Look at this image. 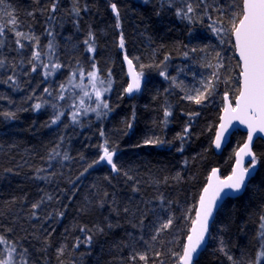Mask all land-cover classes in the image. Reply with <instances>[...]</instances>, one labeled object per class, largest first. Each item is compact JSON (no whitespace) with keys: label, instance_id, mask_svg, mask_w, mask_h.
Returning <instances> with one entry per match:
<instances>
[{"label":"trees","instance_id":"16d2710c","mask_svg":"<svg viewBox=\"0 0 264 264\" xmlns=\"http://www.w3.org/2000/svg\"><path fill=\"white\" fill-rule=\"evenodd\" d=\"M240 2L2 0L0 237L7 243L0 244V259L14 245L16 264L21 255L27 264H177L173 253L182 254L210 171L219 167L221 176H227L247 136L241 130L233 132L220 153L212 146L222 96L232 83L223 67L201 103L186 98L201 92L194 85L197 73L216 67L218 37L224 38L228 14L238 12ZM13 17L14 25L9 23ZM212 27L223 30L214 34ZM13 29L38 42L18 38ZM89 33L92 52L85 44ZM206 50L213 57L201 65ZM33 51L41 54L39 60L33 59ZM232 53L237 63L233 49ZM126 55L140 74L141 87L134 96L124 92ZM54 63L61 67L45 76L51 69L43 64ZM93 64L106 85L111 73V90L105 96L109 108H101L99 116L80 109L73 122L71 114L82 98L80 87L74 85L86 82ZM78 69L84 70L83 79ZM61 84L66 86L64 99H58ZM37 103L42 106L34 109ZM91 104V98L84 100V107ZM165 109L171 113L167 118ZM57 113L60 119L52 124ZM185 127L188 134L177 138ZM149 139L162 143L144 144ZM106 141L109 151L115 149L118 172L107 161L93 164L103 155L100 146ZM253 144L257 168L240 196L222 202L195 264H258L257 252L264 242V141ZM36 203L39 207L33 209ZM169 218L172 225L157 233Z\"/></svg>","mask_w":264,"mask_h":264},{"label":"snow or ice","instance_id":"6c2138e0","mask_svg":"<svg viewBox=\"0 0 264 264\" xmlns=\"http://www.w3.org/2000/svg\"><path fill=\"white\" fill-rule=\"evenodd\" d=\"M2 3V0H0ZM239 7V5H237ZM56 4L53 3L52 10L55 11ZM113 13L116 14V27H120L119 12L115 3L111 5ZM78 12V9H73ZM194 9L189 4L187 8V13L193 12ZM187 13H183L187 17ZM181 11L177 10V15H181ZM223 15V14H222ZM11 24H16V20L13 17L9 21ZM231 35L235 38V48L236 53L239 55V62L237 67L241 70L239 72V94L235 97V106L231 104H226L224 108L225 115L221 116V125L220 131L216 134L215 145L217 148L221 145V139L225 134V131L228 128V125L233 120H238L241 124H246L248 128V142L244 144L243 148L236 153L237 160L236 166L232 169V174L226 177L224 180H218L217 185L213 186L209 183L203 190V193L200 197V206L196 212V219L192 221V228L190 234L187 236V242L183 245L182 254L173 253L174 256L178 255V264H195L196 256L199 253L200 249L204 245L206 239V233L208 232L209 220L213 215L214 208L217 206L218 201L222 198L225 189H230L232 192L241 191L247 183L248 178L251 176L257 165V157L252 153L250 148V142L253 139L254 134L259 132H264V0H242V7L239 8L238 12L232 13V18L230 20ZM223 29H218L212 27L213 33L222 31ZM15 31V29H13ZM3 35V28L0 27V36ZM15 35L19 37H24L29 40H37L38 38L34 36H25L24 33L20 31H15ZM92 39L91 33H89V38L85 40V44L88 45V51H94L93 44L90 43ZM16 43L19 47H23L20 42V39L16 40ZM48 47L51 49L52 44L49 43ZM120 47H124L123 35L120 38ZM196 51V49H193ZM40 53L33 51L32 57L34 60L40 59ZM187 55V53H185ZM217 53V57H219ZM129 68H132V60H129L127 55L125 56ZM4 61L0 60V65H3ZM44 69L50 71H45V76L51 75L52 71L61 67L59 63L54 64H43ZM207 67H212L211 64H208ZM222 67V65H218ZM33 71H36V65L33 64ZM81 79H83L85 72L83 69H78ZM88 77V83L92 86L95 103L97 107H84L83 98L80 99L79 106H77L76 111H73L71 114V119L73 122L78 120V116L81 114L80 109H83V113L86 114L89 111L96 112L99 116L101 113L100 108L108 109L109 105L106 100L102 99L104 92H107L111 87V73H109V79L107 80L108 87H103L106 83L105 80L101 79L98 70L95 64L92 65V70L86 73ZM161 76H164L165 73L161 72ZM130 76L132 77L131 82L124 89L125 93H133L134 91H139L141 87L140 74L130 71ZM213 78L219 79L218 72H213ZM75 74L69 77L68 83L73 84ZM10 81L14 80V77H8ZM97 84L101 87H97ZM75 87H81L80 84H75ZM65 85L61 84V93L58 99H64ZM213 88L211 79L205 85L204 92H198L197 96L194 98L192 96H187L189 100L195 99V103L199 104L203 99H205V93L211 94ZM45 93L49 92V89H44ZM84 96H89L88 92L83 93ZM90 98V97H89ZM225 99L227 100V94H225ZM41 104L37 103L33 107L34 109L41 108ZM55 107V105H54ZM106 114V113H105ZM171 113L165 109L164 116L167 118ZM6 115H13L7 113ZM61 113H57L53 116L51 123L55 124L60 119ZM196 115V114H191ZM227 120L225 123L224 121ZM131 127V124L128 125ZM189 132L188 127H185L182 134H177V138H182L184 135H187ZM103 135V133H101ZM162 143L159 140H145L144 144H160ZM105 145L100 147L103 149V155L100 156L99 160L93 161V164L99 163L100 161H107V164L111 165L113 172H118L119 169L116 163L113 162V156L115 155V149L109 151V148ZM244 156L251 157V163L247 167L243 166ZM65 159H68L67 155L64 156ZM91 167V165L89 166ZM213 174L216 173V169H213ZM211 177L209 180L211 181ZM39 207V204H33L32 208L36 209ZM35 215V213H33ZM261 228L264 229V216L261 217ZM172 218H169L167 222L163 223L159 228L156 229L157 233L161 232L164 229H168L172 225ZM261 240L264 241V232L260 233ZM153 239H156L153 236ZM7 243L4 241L3 237H0V244ZM223 251V248H221ZM16 252L14 245L7 248L8 255L5 258L0 259V264H16L13 253ZM139 259L146 261V256L144 254H138ZM157 256L160 253H156ZM135 259V257H132ZM232 259V257H229ZM257 261L260 264L261 261H264V242L261 243V248L257 252ZM19 264H27V261L21 255Z\"/></svg>","mask_w":264,"mask_h":264},{"label":"water","instance_id":"95a60500","mask_svg":"<svg viewBox=\"0 0 264 264\" xmlns=\"http://www.w3.org/2000/svg\"><path fill=\"white\" fill-rule=\"evenodd\" d=\"M241 7H242V3H241ZM232 42H233V44H235L234 36H232ZM234 53H235V56L237 57V59L239 61V55L236 53L235 48H234ZM123 58H124V69H125L126 78H127V80H126L127 84L125 86V88H126L128 86V84L131 82V79H132V77L130 76V71H132L134 73H138V71L135 68V64H134L133 61H132V68L130 69L127 61L125 60V56ZM128 59L131 60L130 58H128ZM135 93H136V91H134L133 93H128V94L129 95H134ZM226 94H227V100L225 99V94L223 95L224 102H223V107L221 109L222 112H221V115H220V118H219V122H218L219 124L217 125L216 131H215V136H214V139H213V142H212V146H213V148H214L216 153H220L226 147V144L230 140L231 135H232L233 132L241 130V131H244L245 133H247V136H246L244 142L240 144V147L234 153V162H233L232 167H231L233 169L236 166V160H237L236 153L239 152L243 148L244 144L248 142V128H247L246 124H241L238 120L231 121V123L228 125L227 130L225 131L224 136L221 139L220 147L219 148L216 147V145H215L216 134H217L218 131L221 130L220 129V125L222 123L221 116L225 115L224 108H225L226 104H231L233 107L235 106V100H234V103H232L231 99H229V94L228 93H226ZM238 94H239V92L237 93V95ZM224 122L226 123L227 120H225ZM256 139H261V140L264 141V132L257 131L254 134L253 139H252V141L250 142V145H249L250 148H251V151H252V146L254 145L253 143H254V141ZM252 153H253V151H252ZM249 163H251V157L250 156H244L243 166L247 167ZM256 168H257V165H256L254 171L252 172L251 176L248 178L247 183L250 181V178L254 174ZM213 169L217 170L215 174H213V171H212ZM212 170L210 171V173H209V175L207 177V180H206L207 182H206L205 186L203 187L202 191L200 192L201 193L200 197H201L202 194H204L203 190H204V188L206 186L209 185V183H211L213 186H216L218 180H224L226 177H228V176H230L232 174V170H231L227 176L222 177L221 174H220V169L219 168H212ZM209 177L212 178L211 181L209 180ZM247 183H246V185H247ZM244 188L241 191H239V192H232L230 189H225L224 190V194L222 195V198L218 201L217 206L214 208L213 215H212V217L209 220V226H208V232L206 233V239H205L204 245L202 246V248L200 249L199 253L196 256V259L199 257V254L203 251V249L205 248V246L207 244V241H208L207 237H208V234H209V230L211 228L210 226H211V224H212V222H213V220H214V218L216 216L217 211L219 210V207L222 205V202L225 199H227V198L240 196L242 194ZM200 197H199L198 202H197L198 205L196 207V212H197V209L200 206ZM196 212H195V216H196ZM195 219H196V217H195ZM192 226L193 225L191 224L190 228H192ZM189 234H190V232H189ZM186 242H187V237H186ZM177 264H178V262H177Z\"/></svg>","mask_w":264,"mask_h":264},{"label":"rangeland","instance_id":"374dc122","mask_svg":"<svg viewBox=\"0 0 264 264\" xmlns=\"http://www.w3.org/2000/svg\"><path fill=\"white\" fill-rule=\"evenodd\" d=\"M241 3L242 2H240V4ZM233 10L235 11L234 8H231V11H233ZM231 18H232V14L230 12L228 14V19L231 20ZM224 30H225V32H224V38L218 37L220 46H217V50L215 52V53H219L220 54L218 58L215 57V58H217L216 61L219 64L218 63H215L216 67L213 68V71L211 69H206V70H204L202 72H198L197 75L195 76L196 80L194 81V85H195V89H197L198 91L203 92V90L205 89V85L211 79L212 85L214 86V83L217 82V81L215 80V78H213L212 74L215 71H217L218 73L221 74L220 69L223 67V69L225 70L224 71L225 78L229 75L230 77L229 76L228 77L230 78V82H232V83H230L228 85V87L231 88L230 89V92H229V99H231V102L234 103V100H235L234 98H235V96L238 93V89L236 90V88L239 87V84H238V87H235V86H236L237 83H239V78L238 77H239L240 68L237 67L238 62H239L238 59H237V63H235L233 61V59H232V57H233L232 49H233V52H234V47H233L234 44L232 42L230 21H229V24L226 26V28H224ZM214 34H217V33H214ZM204 36H207L206 33H204ZM206 47H207V45H205V48ZM210 56L213 57L212 54H211V52L209 50L204 51V53H202V57H201V61H202L201 62V65H203L204 63L206 64L207 61L209 63ZM223 62H224V65H223ZM233 63L236 64L237 70L234 68ZM218 65H222V67H218ZM218 68H219V70H218ZM91 70H89V71H91ZM98 74H99V72H98ZM235 78L238 79V82H236V83H235V80H236ZM83 83L84 84L81 83V87H80L81 97L83 98V100H88L89 97H90L92 99V104H91L92 107L93 108L97 107V105L95 103V95H94L92 86L88 83V77H87L86 82H83ZM97 87H101V85L97 84ZM103 87H108V85L104 84ZM110 89H111V87H110ZM109 90L107 92H104L103 93L102 99L105 100V96L108 94ZM234 90H236V91H234ZM84 92H88L89 96H84L83 95ZM226 92H228V91H226ZM222 100H223V96H222ZM223 102H224V100H223ZM99 111H101V108L99 109Z\"/></svg>","mask_w":264,"mask_h":264},{"label":"bare ground","instance_id":"6f19581e","mask_svg":"<svg viewBox=\"0 0 264 264\" xmlns=\"http://www.w3.org/2000/svg\"><path fill=\"white\" fill-rule=\"evenodd\" d=\"M11 24V23H10ZM123 69H124V67H123ZM126 74V73H125ZM111 90V89H110ZM136 93H137V91H136ZM135 93V94H136ZM226 93H228L229 94V92H226ZM226 93H224V94H226ZM128 94V93H127ZM129 95V94H128ZM130 96H134V95H130ZM228 144V143H227ZM227 144H226V146H227ZM252 151H253V146H252ZM254 153V152H253ZM234 162V161H233ZM214 168H217V167H214ZM219 168V167H218ZM200 197V196H199Z\"/></svg>","mask_w":264,"mask_h":264}]
</instances>
